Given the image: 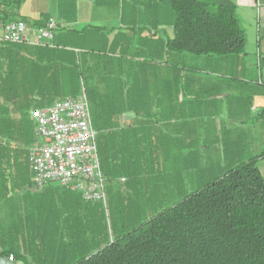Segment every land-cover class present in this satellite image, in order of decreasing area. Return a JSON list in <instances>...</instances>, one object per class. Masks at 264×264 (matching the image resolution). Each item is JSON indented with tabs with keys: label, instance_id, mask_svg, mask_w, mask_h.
Returning <instances> with one entry per match:
<instances>
[{
	"label": "trees",
	"instance_id": "trees-1",
	"mask_svg": "<svg viewBox=\"0 0 264 264\" xmlns=\"http://www.w3.org/2000/svg\"><path fill=\"white\" fill-rule=\"evenodd\" d=\"M21 1L0 0V28L8 20H24L15 13ZM120 4L122 13L127 7L134 16L135 30L160 24L172 28V37L164 43V62L169 65H176L182 54L224 58L245 52V30L231 0H121ZM89 49L77 53L54 40L52 46L0 42V115L6 114L0 118V150L22 143L8 115L12 110L30 117L36 108L75 96L60 94L72 92L79 79L91 75L82 59L99 52ZM124 85H99L103 104L98 112L96 104L93 109L101 172L105 183H119L113 189L109 186L105 204L83 202L52 184L41 193L26 194L30 172L17 160L16 151L7 152L10 163H0V209L15 194L24 206L18 214L13 210L7 224L0 219V257L7 260L13 255V264H264V177L256 165L264 151L231 158L220 169L216 164L210 177L198 171L195 159L193 163L186 159L187 164L183 159L181 178L172 169L138 176L126 157L125 125L113 117L116 102L127 108L137 90L136 85L129 89ZM192 169L198 181L183 184ZM162 176L174 186L151 211ZM177 189L186 193L175 199Z\"/></svg>",
	"mask_w": 264,
	"mask_h": 264
},
{
	"label": "crops",
	"instance_id": "crops-1",
	"mask_svg": "<svg viewBox=\"0 0 264 264\" xmlns=\"http://www.w3.org/2000/svg\"><path fill=\"white\" fill-rule=\"evenodd\" d=\"M231 1L245 30V52L224 57L220 63L212 56L182 54L176 65L167 64L164 43L172 37V28L160 24L156 29L135 30L129 8L122 13L116 4L22 0L18 16L33 27L53 17L57 23L53 40L59 46L77 53L93 48L111 56L110 84L137 86L127 108L116 102L113 116L125 125L126 157L135 166L131 172L159 175L171 169L174 173L182 171L183 159L186 164V159L193 163L195 155H202L195 150H206V144H243L253 155L264 151V0ZM183 57L186 61L181 63ZM82 61L92 69L90 84H105L100 81L103 64L91 55ZM23 113L12 110L8 114L22 143L3 147L0 163H7V152L16 151L17 160L25 164L29 174L27 157L34 140L33 122ZM0 118L5 119L6 114ZM97 152L101 167L99 144ZM203 158L195 164L200 167L198 171L206 172L208 160ZM256 165L264 177V157ZM194 173V169L189 171L191 176ZM21 204L24 206V202Z\"/></svg>",
	"mask_w": 264,
	"mask_h": 264
},
{
	"label": "built area",
	"instance_id": "built-area-1",
	"mask_svg": "<svg viewBox=\"0 0 264 264\" xmlns=\"http://www.w3.org/2000/svg\"><path fill=\"white\" fill-rule=\"evenodd\" d=\"M57 23L49 17L43 26L11 19L0 28V42L52 46ZM34 140L28 147L32 186L42 192L57 185L79 194L84 202H106L96 131L85 94L66 96L31 111ZM13 255L7 261L13 262Z\"/></svg>",
	"mask_w": 264,
	"mask_h": 264
},
{
	"label": "rangeland",
	"instance_id": "rangeland-1",
	"mask_svg": "<svg viewBox=\"0 0 264 264\" xmlns=\"http://www.w3.org/2000/svg\"><path fill=\"white\" fill-rule=\"evenodd\" d=\"M117 2H118V8L120 10V6H121L120 2H121V0H117V1L116 0H111L110 4L114 5V4H117ZM20 4H19L18 8L15 9L16 16L19 15ZM93 57L97 61H100V63L103 64L101 66V72L100 73H101L102 77H101L100 81H103L104 83L110 84L112 80L107 75H109L110 63H111V60H112L111 56L106 52L105 54L104 53L103 54L102 53H97ZM202 57H204V56H198V58H202ZM212 57H214V56H212ZM214 58L219 63L221 62V60H224L223 57H214ZM183 61H186L185 57H183L181 59V63H183ZM184 64H186V63H184ZM176 71H178V69ZM83 73L85 74L84 71H83ZM100 86H101V84H100ZM100 86L96 85V84H90L89 79L85 76L84 81H83V79H79L78 80L77 86L75 88L73 87V89L71 90L72 92H65L64 91L63 93L61 92V94H60V96H62V97H64V95H67V94H70V93L75 94V96L81 95L83 93L85 94V96L87 98V101H88V104H89L90 116H91V121H92V125H93L94 129H96L95 128V123H94V116H93L94 104L97 105V109H96L97 112L100 110V107L103 104V99H102L103 95H102V89H101ZM124 87L126 89H129L130 86H125L124 85ZM111 91H112L111 92V94H112L113 90L111 89ZM93 99H95V100L93 101ZM26 118H27V121L29 122V117H26ZM30 118H31V115H30ZM32 122H33V120H32ZM33 126H34V123H33ZM96 143L98 144V135H97V133H96ZM200 145L202 146L203 144H200ZM206 145H207V149H206L207 151L205 150V148L201 149V151L195 150V152H200V153H202V155H200V156L195 155L194 159L195 160H198V158L201 159V158H203L206 155L205 153L208 152L207 153V157L203 158V160H206V159L208 160V164H206V167H207L208 171H206L204 173L205 175H208V177H210L208 172L212 171L213 162H214V165L219 164L218 168L220 169L222 167H226L228 165V162H230L231 158H233V157H241V158H243V157L249 155L248 154V150L249 149L246 146L244 147L243 144H206ZM251 146L254 147L255 144H251ZM212 147L214 149L210 150V148L212 149ZM218 168L214 172H216L218 170ZM177 174L180 177L181 171H177ZM183 175L184 174H182V177H183ZM162 179L163 180H161L160 182L158 181V184H159L160 187L156 191L157 194H156V197L154 198L155 199L154 200L155 203L149 208V210H151V211H153L155 209V207H157L161 202L165 201L166 194H167V192H169V188L168 187L174 186V185H170L168 183H165V181H167L166 177L163 178V176H162ZM196 181H198V180H196V178H194L193 176L188 174L186 177L183 178L182 183L186 184L188 182L189 184H191V183L196 184ZM110 185H111V187L113 189L114 187H118L119 183L117 181H112V182H109V183H105V192H106L107 201H109V186ZM170 190H172V189H170ZM25 193L31 195V194L41 193V192H36L33 189L32 182H31V185L27 187V189L25 190ZM73 193L76 194L80 198L79 194H77L75 192H73ZM185 193H186L185 189H182V190H178L177 189L175 191V194H174V195H176L175 199H178L180 194L184 195ZM173 197H175V196H173ZM167 199L170 200V199H172V197H168ZM80 200L83 201L81 198H80ZM23 201L24 200L22 199L21 196L15 194L12 197V199L6 204L5 209H3L4 212L2 211V215H0V219L2 221L4 220V223L7 224V222H9L8 219L10 220V216L13 214V210L15 208L17 209V214L19 213L18 212V205L21 207L22 206L21 202H23ZM109 204H110V202H109ZM4 214H5L6 218L4 217ZM151 214H153V212L147 213V214H142V215H147L148 216V215H151ZM18 264H20V263H18Z\"/></svg>",
	"mask_w": 264,
	"mask_h": 264
},
{
	"label": "water",
	"instance_id": "water-1",
	"mask_svg": "<svg viewBox=\"0 0 264 264\" xmlns=\"http://www.w3.org/2000/svg\"><path fill=\"white\" fill-rule=\"evenodd\" d=\"M0 264H13V262H9L5 258L0 257Z\"/></svg>",
	"mask_w": 264,
	"mask_h": 264
}]
</instances>
